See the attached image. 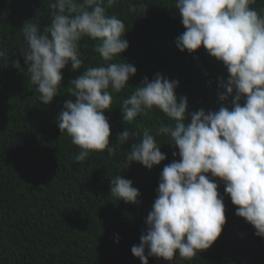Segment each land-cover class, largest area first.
Listing matches in <instances>:
<instances>
[{"label": "clouds", "instance_id": "1", "mask_svg": "<svg viewBox=\"0 0 264 264\" xmlns=\"http://www.w3.org/2000/svg\"><path fill=\"white\" fill-rule=\"evenodd\" d=\"M119 0H54L49 5L50 26L24 22L19 35L25 46L21 54L39 101L49 105L60 93L62 72L71 63L81 74L70 82L58 117V128L79 151L81 164L93 153L112 155L135 139L126 152L125 167L138 163L148 170L167 159L157 137L178 149V155L160 173L157 195L145 220L146 229L132 254L148 264V258H162L174 264L178 256L192 261L209 250L226 223L224 194L235 206V215L245 220L264 238V9L256 0H175V9L185 31L175 41L181 52L194 54L201 48L221 63L227 76L218 77V110L203 108L190 114L187 97H178V81L157 73L124 98L122 120L132 125L138 117L159 111L168 123L153 130L129 127L110 144V124L105 113L113 107L112 93L129 87L137 73L133 63L115 62L129 48L124 38L125 23L109 13ZM143 9L144 5H139ZM130 12H136L132 5ZM94 42L93 50L103 64L84 68L81 41ZM0 49V61H7ZM13 67L24 72L19 60ZM115 200L138 204L140 193L132 181L117 175L110 179ZM118 242V240H117Z\"/></svg>", "mask_w": 264, "mask_h": 264}, {"label": "trees", "instance_id": "2", "mask_svg": "<svg viewBox=\"0 0 264 264\" xmlns=\"http://www.w3.org/2000/svg\"><path fill=\"white\" fill-rule=\"evenodd\" d=\"M54 0H0V49L7 61H0V264H141L132 254L146 229L145 220L157 195L160 173L171 163L178 149L157 137L167 159L152 170L138 163L125 167L126 152L135 139L109 155L93 153L78 164L79 149L58 128L64 104L72 98L67 89L81 72H73L71 63L63 72L60 93L49 105L39 101V93L26 71L19 35L24 22L51 24L49 5ZM132 5L136 12H130ZM144 5V8H139ZM175 0H119L109 9L126 25L129 48L115 62L133 63L137 73L128 84L131 89L112 93L113 107L106 112L110 124V144L129 127L155 130L168 123L159 111L138 117L132 125L122 120L124 98L157 73L178 81V97H187L190 114L203 108L218 110V77L226 78L223 65L201 48L194 54L181 53L176 38L185 29L174 7ZM257 11L264 0H256ZM94 42L81 41V71L103 64L93 50ZM19 60L21 72L13 67ZM117 175L132 181L140 196L138 204L115 200L110 179ZM226 223L214 245L199 252L192 261L178 256L174 264H264L261 239L245 220L235 215V206L224 194ZM118 240V242H117ZM163 264H169L162 259ZM148 264H154L153 257Z\"/></svg>", "mask_w": 264, "mask_h": 264}, {"label": "water", "instance_id": "3", "mask_svg": "<svg viewBox=\"0 0 264 264\" xmlns=\"http://www.w3.org/2000/svg\"><path fill=\"white\" fill-rule=\"evenodd\" d=\"M217 183L219 187L224 186L222 181L217 180ZM261 241L263 243V250H264V238H261ZM153 261H154V264H163L162 258H153ZM263 262H264V258H263Z\"/></svg>", "mask_w": 264, "mask_h": 264}, {"label": "bare ground", "instance_id": "4", "mask_svg": "<svg viewBox=\"0 0 264 264\" xmlns=\"http://www.w3.org/2000/svg\"><path fill=\"white\" fill-rule=\"evenodd\" d=\"M261 239V238H260ZM262 242V241H261ZM262 246H263V243H262ZM264 258V257H263Z\"/></svg>", "mask_w": 264, "mask_h": 264}]
</instances>
